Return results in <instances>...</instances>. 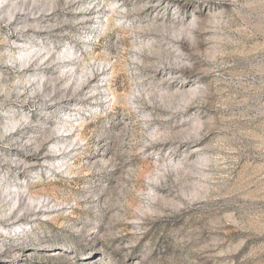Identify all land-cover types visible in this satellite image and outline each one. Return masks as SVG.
<instances>
[{"label": "clouds", "instance_id": "obj_1", "mask_svg": "<svg viewBox=\"0 0 264 264\" xmlns=\"http://www.w3.org/2000/svg\"><path fill=\"white\" fill-rule=\"evenodd\" d=\"M0 264H264V0H0Z\"/></svg>", "mask_w": 264, "mask_h": 264}]
</instances>
